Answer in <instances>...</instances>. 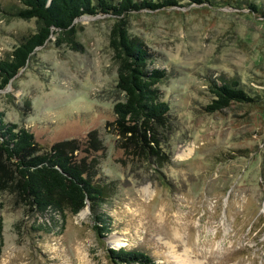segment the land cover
<instances>
[{
  "label": "rangeland",
  "instance_id": "374dc122",
  "mask_svg": "<svg viewBox=\"0 0 264 264\" xmlns=\"http://www.w3.org/2000/svg\"><path fill=\"white\" fill-rule=\"evenodd\" d=\"M20 5L0 0L2 53L36 27L14 14ZM114 21L81 16L77 43L51 36L0 88L6 121L45 147L73 141L75 157L105 183L109 232H95L88 206L67 212L61 226L59 214L37 215L4 197L0 264H113L107 249L120 246L146 250L155 264H264V18L192 3L129 15L130 35L166 71L157 87L170 121L149 143L159 146L151 158L116 127L113 105L124 92ZM231 76L255 100L205 110L210 80Z\"/></svg>",
  "mask_w": 264,
  "mask_h": 264
},
{
  "label": "trees",
  "instance_id": "16d2710c",
  "mask_svg": "<svg viewBox=\"0 0 264 264\" xmlns=\"http://www.w3.org/2000/svg\"><path fill=\"white\" fill-rule=\"evenodd\" d=\"M15 15L33 18L36 27L22 35L8 51L0 52V88L4 87L26 65L34 50L51 39L55 44L75 40V21L81 16L107 15L114 18L110 45L119 59L117 83L124 99L113 105L118 130L130 132L134 152L151 158L158 152L156 134L169 126L170 104L160 94L157 84L166 71L153 64L139 41L130 35L127 21L130 14L140 10L197 4L246 9L264 18L263 0H18ZM208 89L211 101L205 105L209 112L221 110L232 102L248 103L255 99L234 76L211 79ZM149 133V135H147ZM73 141L61 140L45 147L36 141L32 131L17 123L6 121L0 111V201L8 197L36 213L61 216V226L67 212L75 214L85 206L90 209L95 232L104 237L109 225L100 210L105 200V183L94 178L95 171L83 159L74 155ZM33 229L35 227H32ZM38 230L39 228H35ZM48 231V228H43ZM104 233V234H103ZM2 243L0 224V244ZM113 264H155L146 250L138 248H108Z\"/></svg>",
  "mask_w": 264,
  "mask_h": 264
},
{
  "label": "bare ground",
  "instance_id": "6f19581e",
  "mask_svg": "<svg viewBox=\"0 0 264 264\" xmlns=\"http://www.w3.org/2000/svg\"><path fill=\"white\" fill-rule=\"evenodd\" d=\"M190 151H191V149H189V151L187 153H183V156L188 155L190 153ZM186 258H187V256L186 257H182L181 260L183 261V263H187L188 260H186ZM187 264H190V263H187Z\"/></svg>",
  "mask_w": 264,
  "mask_h": 264
}]
</instances>
